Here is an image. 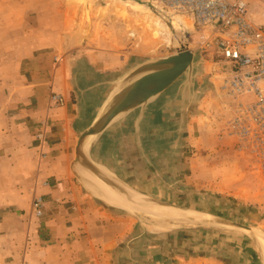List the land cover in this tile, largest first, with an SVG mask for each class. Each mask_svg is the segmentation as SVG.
<instances>
[{
  "label": "crops",
  "instance_id": "0c3cea01",
  "mask_svg": "<svg viewBox=\"0 0 264 264\" xmlns=\"http://www.w3.org/2000/svg\"><path fill=\"white\" fill-rule=\"evenodd\" d=\"M66 64L0 52V264H244L228 250L218 253L220 242L202 238L198 229L164 231L154 241L135 216L82 186L70 170L76 139L107 82L123 70L106 75ZM83 73L90 79L82 80ZM173 90L148 104L137 128L139 109L110 125L91 149L97 162L155 194H169L163 186L198 105L186 102L181 116ZM51 92L62 95L63 104L51 105ZM36 195L44 200L40 217L31 207ZM252 252L259 264L253 246Z\"/></svg>",
  "mask_w": 264,
  "mask_h": 264
},
{
  "label": "rangeland",
  "instance_id": "374dc122",
  "mask_svg": "<svg viewBox=\"0 0 264 264\" xmlns=\"http://www.w3.org/2000/svg\"><path fill=\"white\" fill-rule=\"evenodd\" d=\"M246 1L251 16L262 19L264 0ZM177 15L185 23V32L173 34L163 19L161 31L154 32L143 17L159 18L157 14L135 10L124 0H0V52L26 58L47 55L54 62L62 59L68 67L72 65L70 69L75 65L81 71L94 68L92 77L93 71L118 73L144 58L176 53L180 48L172 44L173 38L184 39L191 50L199 49L191 19ZM199 50L200 72L194 77V91L201 89V94L178 149L182 156L172 168L169 184L162 186L174 199L264 233V157H256L234 135L223 132L238 100L222 88L229 63L214 50ZM83 78L89 80L90 74L84 77L83 73ZM171 150L169 146L166 152ZM135 218L142 234L152 235L154 241L164 231L198 229L202 238L220 242L218 253L228 250L235 261L241 257L244 264H258L252 255V240L241 233L177 225L154 217H148L145 230ZM222 241L230 242L232 248ZM240 247L247 252L238 251Z\"/></svg>",
  "mask_w": 264,
  "mask_h": 264
},
{
  "label": "water",
  "instance_id": "95a60500",
  "mask_svg": "<svg viewBox=\"0 0 264 264\" xmlns=\"http://www.w3.org/2000/svg\"><path fill=\"white\" fill-rule=\"evenodd\" d=\"M200 50L183 48L174 54L144 58L109 80L108 91L90 123L80 131L74 146L70 170L94 197L136 216L145 230L148 217L177 225L237 232L250 237L259 264H264V233L258 228L233 221L196 205L172 198L164 192L138 189L111 169L97 162L91 149L97 137L113 123L139 109L138 121L149 103L163 92L173 90L171 99H179L182 116L184 104L196 103L201 89L194 91V77L200 72ZM144 181V180H143Z\"/></svg>",
  "mask_w": 264,
  "mask_h": 264
},
{
  "label": "built area",
  "instance_id": "2783aa9c",
  "mask_svg": "<svg viewBox=\"0 0 264 264\" xmlns=\"http://www.w3.org/2000/svg\"><path fill=\"white\" fill-rule=\"evenodd\" d=\"M149 1L169 13L190 18L197 48L214 50L229 63L222 88L238 100L223 132L234 135L240 146L249 147L256 157H264V17L253 18L246 0ZM49 100L51 105L64 102L56 92H51ZM31 207L40 217L42 196H34Z\"/></svg>",
  "mask_w": 264,
  "mask_h": 264
},
{
  "label": "bare ground",
  "instance_id": "6f19581e",
  "mask_svg": "<svg viewBox=\"0 0 264 264\" xmlns=\"http://www.w3.org/2000/svg\"><path fill=\"white\" fill-rule=\"evenodd\" d=\"M127 2L128 5H130L135 10H150L154 14H157V17L155 19H151L148 16H144L143 18L147 20L148 26L154 31H161L160 26H162L160 20L163 19L165 21V25L167 26V29L170 30L174 34L176 31H184L185 23L181 17H179L177 14L169 13L159 7H156L153 3H151L149 0H124ZM183 22V24H182ZM185 32V31H184ZM158 36V35H157ZM171 38V37H170ZM182 38V37H181ZM173 40V41H172ZM171 42L176 43L174 45L177 48L183 49L185 46H187V41L184 39H172ZM175 40V41H174ZM178 42V43H177ZM183 47V48H182ZM177 52V51H176Z\"/></svg>",
  "mask_w": 264,
  "mask_h": 264
},
{
  "label": "flooded vegetation",
  "instance_id": "af4514ba",
  "mask_svg": "<svg viewBox=\"0 0 264 264\" xmlns=\"http://www.w3.org/2000/svg\"><path fill=\"white\" fill-rule=\"evenodd\" d=\"M175 134H173V136H174ZM167 139H169V138H167ZM170 145H172V144H169L168 142H164V148L165 149H167L168 148V146H170ZM175 149V148H174Z\"/></svg>",
  "mask_w": 264,
  "mask_h": 264
}]
</instances>
